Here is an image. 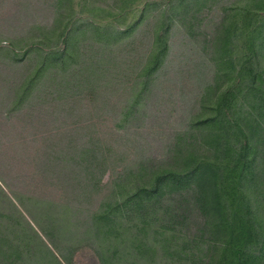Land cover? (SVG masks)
Here are the masks:
<instances>
[{
	"label": "trees",
	"instance_id": "1",
	"mask_svg": "<svg viewBox=\"0 0 264 264\" xmlns=\"http://www.w3.org/2000/svg\"><path fill=\"white\" fill-rule=\"evenodd\" d=\"M199 1L178 7L189 32L198 24ZM127 4L121 21L136 3ZM226 10L211 38L210 80L167 155L148 167L137 161L114 171L105 193L100 175L107 158L90 147L59 159L55 185H47L57 197L40 195L36 186L13 188L0 175V264H64L84 247L99 264H198L193 250L200 245L212 252L208 264H264V0ZM101 22L77 27L109 38L134 23L114 30ZM170 25L162 22L153 37L125 118L138 112L149 76L165 64ZM85 29L62 27L63 48L45 53L32 82L48 65L64 66L71 38ZM29 91H20L8 115Z\"/></svg>",
	"mask_w": 264,
	"mask_h": 264
},
{
	"label": "rangeland",
	"instance_id": "2",
	"mask_svg": "<svg viewBox=\"0 0 264 264\" xmlns=\"http://www.w3.org/2000/svg\"><path fill=\"white\" fill-rule=\"evenodd\" d=\"M128 1L0 0V175L13 188L36 186L40 195L57 197L47 185H55L59 159L74 148L90 147L107 158L101 193L109 188L114 171H128L137 161L148 167L167 155L196 113L210 80L215 24L226 9L250 3L200 0L193 9L199 12L198 24L189 32L178 9L181 0H134L121 21ZM167 20L171 28L165 64L149 76L138 112L125 118L123 110L137 93L133 86L144 80L141 73L153 37ZM92 21L110 23L114 30L134 23L125 35L101 38L77 27ZM66 25L86 28L71 38V57L64 66L48 65L39 83L32 82L45 53L63 48L58 35ZM27 86L29 93L8 115ZM193 251L198 264L210 262L207 245ZM63 263L99 264L86 247L67 255Z\"/></svg>",
	"mask_w": 264,
	"mask_h": 264
}]
</instances>
